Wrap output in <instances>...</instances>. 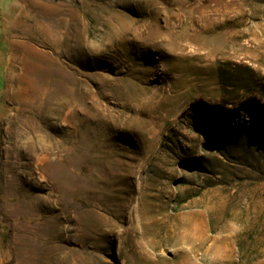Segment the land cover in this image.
Masks as SVG:
<instances>
[{"label": "rangeland", "instance_id": "rangeland-1", "mask_svg": "<svg viewBox=\"0 0 264 264\" xmlns=\"http://www.w3.org/2000/svg\"><path fill=\"white\" fill-rule=\"evenodd\" d=\"M0 127V264H264V0H0Z\"/></svg>", "mask_w": 264, "mask_h": 264}, {"label": "trees", "instance_id": "trees-1", "mask_svg": "<svg viewBox=\"0 0 264 264\" xmlns=\"http://www.w3.org/2000/svg\"><path fill=\"white\" fill-rule=\"evenodd\" d=\"M2 130H1V127H0V150L2 148Z\"/></svg>", "mask_w": 264, "mask_h": 264}, {"label": "bare ground", "instance_id": "bare-ground-1", "mask_svg": "<svg viewBox=\"0 0 264 264\" xmlns=\"http://www.w3.org/2000/svg\"><path fill=\"white\" fill-rule=\"evenodd\" d=\"M49 18V17H48Z\"/></svg>", "mask_w": 264, "mask_h": 264}]
</instances>
